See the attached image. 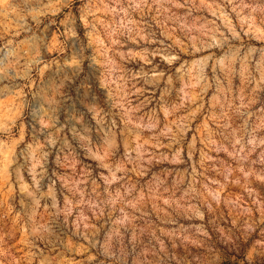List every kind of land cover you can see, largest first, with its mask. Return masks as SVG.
<instances>
[{
	"label": "rangeland",
	"instance_id": "374dc122",
	"mask_svg": "<svg viewBox=\"0 0 264 264\" xmlns=\"http://www.w3.org/2000/svg\"><path fill=\"white\" fill-rule=\"evenodd\" d=\"M0 264H264V0H0Z\"/></svg>",
	"mask_w": 264,
	"mask_h": 264
}]
</instances>
